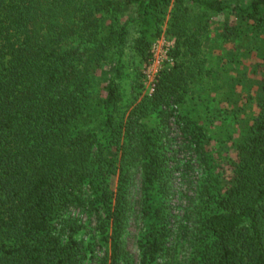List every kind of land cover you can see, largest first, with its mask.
<instances>
[{"label":"trees","instance_id":"obj_1","mask_svg":"<svg viewBox=\"0 0 264 264\" xmlns=\"http://www.w3.org/2000/svg\"><path fill=\"white\" fill-rule=\"evenodd\" d=\"M219 17L254 61L237 85L257 108L225 162L199 110ZM130 22L142 63L174 46L122 110ZM93 263L264 264V0H0V264Z\"/></svg>","mask_w":264,"mask_h":264},{"label":"rangeland","instance_id":"obj_2","mask_svg":"<svg viewBox=\"0 0 264 264\" xmlns=\"http://www.w3.org/2000/svg\"><path fill=\"white\" fill-rule=\"evenodd\" d=\"M131 16L132 13L125 16L124 19L129 20ZM225 20L226 17L214 18L210 31L204 39L203 52L204 58L208 63L210 75L206 78L203 85H201L199 106V110L202 111L201 116L203 118H210L207 119L210 123V135L212 137V142L209 145L210 152L217 154L214 156L216 161L221 160L223 162L227 160V157L234 156L231 144L238 141L242 132L243 125L240 122L249 120L250 116H254L257 113L256 106L253 105L251 107L246 102L247 99L242 97L243 90L237 85L239 79H243L245 83L247 77L252 78L255 75L252 72V69H255L254 61L251 59V56L246 54L247 46L242 40L236 39L233 45H225L222 40L220 41ZM227 20H229L231 25L238 22L234 16L228 17ZM137 37L138 28L133 22H130L122 57L123 79L121 83L125 93V102L121 106L122 110L131 105L133 100L131 91L136 73L142 72L145 76L144 92L145 94H149L155 76L170 61L168 52L174 46V39L169 37L162 38L154 47L153 61L146 64L139 60L133 50V44ZM114 59L115 63V56ZM257 74L259 75V72ZM234 86L235 88L233 89ZM226 138H230L226 143L221 144L219 142V140H225ZM201 169L196 168L198 172ZM133 188L134 197L138 200L140 197L138 178H136ZM182 189L184 190V188ZM138 217L140 216L137 207L136 213L131 218L126 237L127 248L136 261H138L136 238L141 233V228L143 227ZM96 255L103 257L105 249L97 248Z\"/></svg>","mask_w":264,"mask_h":264},{"label":"built area","instance_id":"obj_3","mask_svg":"<svg viewBox=\"0 0 264 264\" xmlns=\"http://www.w3.org/2000/svg\"><path fill=\"white\" fill-rule=\"evenodd\" d=\"M154 47H155V46H154ZM153 51H154V50H153ZM156 77H157V75H156L155 78H154V81H153V84H152V88H151V92H150L149 94H151L152 91H153V88H154V86H155Z\"/></svg>","mask_w":264,"mask_h":264}]
</instances>
